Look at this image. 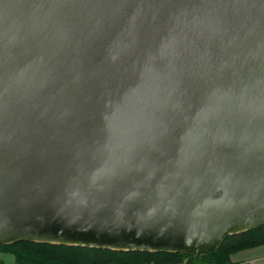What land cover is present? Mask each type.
<instances>
[{"label":"water","instance_id":"1","mask_svg":"<svg viewBox=\"0 0 264 264\" xmlns=\"http://www.w3.org/2000/svg\"><path fill=\"white\" fill-rule=\"evenodd\" d=\"M261 225L264 0H0V246Z\"/></svg>","mask_w":264,"mask_h":264},{"label":"trees","instance_id":"2","mask_svg":"<svg viewBox=\"0 0 264 264\" xmlns=\"http://www.w3.org/2000/svg\"><path fill=\"white\" fill-rule=\"evenodd\" d=\"M264 225L248 232L226 236L219 248L202 254L168 252H123L81 246L19 242L0 246L2 254L11 255L15 264H113V262L177 261L179 264H235L232 256L238 252L264 246Z\"/></svg>","mask_w":264,"mask_h":264},{"label":"crops","instance_id":"3","mask_svg":"<svg viewBox=\"0 0 264 264\" xmlns=\"http://www.w3.org/2000/svg\"><path fill=\"white\" fill-rule=\"evenodd\" d=\"M9 257H11L12 260L8 259ZM1 259L4 264H6L7 261H9L8 263L10 264H15V260L11 255L2 254ZM231 259L235 264H264V246L238 252L234 254Z\"/></svg>","mask_w":264,"mask_h":264},{"label":"snow or ice","instance_id":"4","mask_svg":"<svg viewBox=\"0 0 264 264\" xmlns=\"http://www.w3.org/2000/svg\"><path fill=\"white\" fill-rule=\"evenodd\" d=\"M262 236H264V233H262ZM3 241L0 240V243ZM113 264H145V262H113ZM151 264V262H149ZM155 264H179L177 261H157Z\"/></svg>","mask_w":264,"mask_h":264},{"label":"rangeland","instance_id":"5","mask_svg":"<svg viewBox=\"0 0 264 264\" xmlns=\"http://www.w3.org/2000/svg\"><path fill=\"white\" fill-rule=\"evenodd\" d=\"M8 259L12 260V258H11V257H9ZM8 259H7V260H8ZM8 262H9V261H7V263H6V264H10V263H8ZM12 264H13V263H12Z\"/></svg>","mask_w":264,"mask_h":264}]
</instances>
